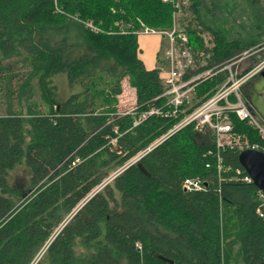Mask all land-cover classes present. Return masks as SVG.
I'll use <instances>...</instances> for the list:
<instances>
[{
	"label": "trees",
	"instance_id": "1",
	"mask_svg": "<svg viewBox=\"0 0 264 264\" xmlns=\"http://www.w3.org/2000/svg\"><path fill=\"white\" fill-rule=\"evenodd\" d=\"M189 1L196 27L187 25L188 43L210 52L192 73L264 39L257 32L233 39L207 23L208 13H233L239 0ZM240 3L251 9L252 29L264 28V0ZM171 11L161 0H0V264H29L70 213L36 264H264V205L257 187L235 173L239 151H222L218 182L208 154L213 134L189 124L131 161L181 115L132 126V113L117 112L124 76L137 110L161 105L154 97L162 85L159 68L137 56V35L115 20L137 16L158 28ZM88 20L96 30L84 26ZM202 30L213 35L211 49ZM223 79L217 72L200 82L197 97L212 95ZM63 81L74 87L63 88L65 96ZM231 122L260 141L245 122L234 115ZM22 159L30 170L25 189L9 178ZM185 177L204 179V189L183 190Z\"/></svg>",
	"mask_w": 264,
	"mask_h": 264
},
{
	"label": "built area",
	"instance_id": "2",
	"mask_svg": "<svg viewBox=\"0 0 264 264\" xmlns=\"http://www.w3.org/2000/svg\"><path fill=\"white\" fill-rule=\"evenodd\" d=\"M161 2L170 5L173 11L177 13L182 9L180 0H161ZM176 17L178 16H173L174 21H177ZM139 22L140 30L138 29L139 31L137 30L136 32L139 34H165L168 37L167 39H169V43H167L163 55L166 66L164 64L163 67L159 68L162 92L154 97V100L161 98L162 103L161 105L148 103L143 109L137 110L134 107L131 111H127L132 113V126L138 125L150 115L166 118H175L181 115V117L173 128L159 136L149 146L134 156L131 161L139 159L171 133L189 124H192L194 129L199 131L203 129L211 130L214 150H209L208 154L215 155L216 179L218 182L221 180V171L223 169L221 155L223 150L234 149L241 151L250 148L264 152V120L258 117L250 104L242 98L241 86L247 73L240 74L234 66V62H228L219 67H212L202 72L192 73L194 69L192 60L188 58L186 63H182L178 57L180 52H182L181 55L185 54V49L179 51L177 38L184 43L187 40L182 27L174 23L170 31L155 30L143 22ZM87 24L91 29L96 30L91 23ZM262 67H264V64L257 65L248 73L254 74ZM217 72H224L223 83L215 89L212 95L201 100L196 95V86ZM231 115H234L238 120L245 122L246 125L253 129L260 141H251L245 133L234 130ZM206 166H209V163H206ZM235 173L242 181L252 182L251 177L242 167L236 168ZM205 183L204 179L200 177H185L181 182V188L185 191H200L204 189ZM258 195L262 206L264 205V191L258 189ZM256 211L262 216L260 206Z\"/></svg>",
	"mask_w": 264,
	"mask_h": 264
},
{
	"label": "rangeland",
	"instance_id": "3",
	"mask_svg": "<svg viewBox=\"0 0 264 264\" xmlns=\"http://www.w3.org/2000/svg\"><path fill=\"white\" fill-rule=\"evenodd\" d=\"M180 1L182 2L181 11H179L177 13V12L173 11V8H172L171 20H169V24H167L166 26H163V27L156 28V27L149 26L145 23L144 20H142V18L137 17V16L132 17V18L131 17L130 18H124V17L118 18L117 20H115V22H116V25L118 26V29L121 32L122 31H130V32L132 31L133 33H135L137 35V37L139 36L138 41L142 45H147V47L152 45V43H155L154 41H150V40H153L156 37H159V38L161 37L160 47H159V51H158V55H157L158 56V64L156 67H158V68L163 67V65L166 63V61L163 59V55H164V51L166 50L167 43H169V39H167L168 37L165 34H163V35H161V34H139L138 32H136L138 29L140 30V22L139 21L143 22L148 27L154 28L155 30H165V31H170V29L173 28L174 23L178 24L180 27H182L184 29V32H185L186 37H187V40L185 41V43L183 41H179L177 38V47H178L179 51H182L185 49V54L181 55L182 52H180V55H178V57H179V59H181L182 63H186L188 58L191 59L192 60V66L194 68L193 71H196V69H198L201 66H204L209 61V59H210L209 53L210 52L207 53L206 51H204L202 49H193L190 46V44L188 43L187 25H189V27H196V25L194 22L195 20L192 18V15L190 13V8H189L190 1L189 0H180ZM205 1L207 3H209L210 0H205ZM236 3L237 4L235 5V7L233 9V13L229 12V10H230L229 8H228V10L223 11L222 13H219V11L217 9H214L213 10L214 15H210L208 13V18H205L207 20V23L209 25H211L212 27H214V29H217L219 26L220 28L225 27L226 29H228V31L231 30V33L227 31L229 33L228 37L233 38V39H241L242 41H245V39L248 38V35H252V37H253L254 34L256 35V32L259 33V35H264V28L252 29V27L253 28L255 27V25H254L255 22L250 17L252 14L251 9L247 8L248 9V11H247L245 5L243 3H240V0ZM229 4L230 5L228 7H230L232 5V1H229ZM243 8H245L244 11H242ZM114 10L115 9H113L112 11L114 12ZM173 16H178V17H176L177 21H174ZM246 16L249 17V20L246 19ZM234 19H236V21ZM211 20H213L215 23L211 24V22H212ZM232 22L237 23L236 26L233 25L235 23L232 24ZM87 23H90L89 20L86 23H84V26L89 28ZM232 26H233V28H232ZM229 27H231V28H229ZM249 33H251V34H249ZM200 34H201V37L203 38L204 45L211 49L213 47V42H212L213 35L211 34V32L208 30H202L200 32ZM145 35H148V36H145ZM155 35H158V36H155ZM147 39H149L150 42H147V41L145 42V40H147ZM252 44L253 45L250 47V49L244 50L241 53H239V54H237V55H235V56H233L227 60L220 62L219 64L215 65L214 67L222 66L224 64H227L228 62L229 63L234 62V66L236 67L237 71L240 73L239 70L241 68H243V67L250 68L253 65V63H254V65L264 64V39H262L260 41L254 39V41H252ZM137 56H138V48H137ZM256 61H257V63H256ZM165 66H166V64H165ZM210 68H212V67H210ZM207 69H209V68H207ZM215 69H217V68H215ZM204 70H206V68ZM204 70H201V72ZM250 71L251 70L241 72V74L247 73L244 82L249 78L251 73L249 74L248 72H250ZM222 73L224 74V72H222ZM251 76H252V74H251ZM259 77L260 76L257 75L254 77V79H257ZM222 83L223 82H221L219 85H221ZM120 85H121V93L118 94V96H117V99H118L117 112L118 113H125L127 111H131L132 108L136 107V90L132 86L131 81L129 80L128 76H124L121 79ZM61 88H62V92H64L63 88H66V90H68L67 92H69L70 90H74V87H70V86L68 87L64 81L62 82ZM65 95H66V92L63 93V96H65ZM112 141H114V139H112ZM118 172H120V171H118ZM115 174H117V171L111 173L108 176V178L104 181V184L106 182L111 181L112 178L115 176ZM29 176H30V170H29L28 166L26 165V163L23 159L16 164L14 169L9 174V178H10L12 184L24 183L22 185V186H24V189L27 187L26 183H27ZM28 195H30V193L27 195H24L23 198H25ZM20 201H21V199L18 201V203ZM71 216H72V213H70L64 217L62 222H60V224L56 227L55 231L48 238L46 243H44L41 246V248L38 250V252L32 258V260L30 261L29 264H36L44 256V252L47 248V244L49 243V241L55 236L56 232L59 230L61 225L64 222H67L71 218Z\"/></svg>",
	"mask_w": 264,
	"mask_h": 264
},
{
	"label": "crops",
	"instance_id": "4",
	"mask_svg": "<svg viewBox=\"0 0 264 264\" xmlns=\"http://www.w3.org/2000/svg\"><path fill=\"white\" fill-rule=\"evenodd\" d=\"M142 36V35H141ZM148 36V35H145ZM158 36V35H155ZM139 36L137 37L138 43V57L143 62L144 66L147 69L155 68L158 64V51L160 47L161 37H156L153 40L155 43H152L149 47L147 45H142L138 41ZM150 42L149 39L145 40V42ZM144 46V47H143ZM252 68H241L239 71H248L253 69ZM247 67V66H246ZM259 75L260 77L254 79L255 76ZM242 98L250 104L254 112L264 120V76L259 73H255L251 77H249L241 86Z\"/></svg>",
	"mask_w": 264,
	"mask_h": 264
},
{
	"label": "water",
	"instance_id": "5",
	"mask_svg": "<svg viewBox=\"0 0 264 264\" xmlns=\"http://www.w3.org/2000/svg\"><path fill=\"white\" fill-rule=\"evenodd\" d=\"M260 73L264 76V67ZM238 162L251 177L252 183L257 189L264 191V152L250 148L243 149L238 153ZM138 166L145 174H148L140 163ZM164 259L166 260V258Z\"/></svg>",
	"mask_w": 264,
	"mask_h": 264
},
{
	"label": "bare ground",
	"instance_id": "6",
	"mask_svg": "<svg viewBox=\"0 0 264 264\" xmlns=\"http://www.w3.org/2000/svg\"><path fill=\"white\" fill-rule=\"evenodd\" d=\"M255 67H256V66H255ZM261 69H262V68H261ZM261 69H259L257 72H259ZM251 70H252V69H251ZM257 72H255V73H257ZM255 73H254V74H255ZM254 74H252V75H254Z\"/></svg>",
	"mask_w": 264,
	"mask_h": 264
},
{
	"label": "flooded vegetation",
	"instance_id": "7",
	"mask_svg": "<svg viewBox=\"0 0 264 264\" xmlns=\"http://www.w3.org/2000/svg\"><path fill=\"white\" fill-rule=\"evenodd\" d=\"M260 72V71H259ZM259 72H257V73H259ZM261 74V73H260Z\"/></svg>",
	"mask_w": 264,
	"mask_h": 264
}]
</instances>
